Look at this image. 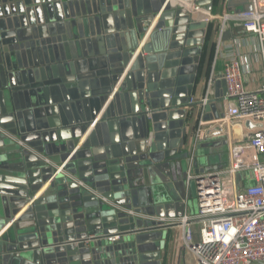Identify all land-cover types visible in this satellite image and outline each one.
Masks as SVG:
<instances>
[{
    "label": "water",
    "instance_id": "water-1",
    "mask_svg": "<svg viewBox=\"0 0 264 264\" xmlns=\"http://www.w3.org/2000/svg\"><path fill=\"white\" fill-rule=\"evenodd\" d=\"M208 27L170 0H0V264H163Z\"/></svg>",
    "mask_w": 264,
    "mask_h": 264
},
{
    "label": "built area",
    "instance_id": "built-area-1",
    "mask_svg": "<svg viewBox=\"0 0 264 264\" xmlns=\"http://www.w3.org/2000/svg\"><path fill=\"white\" fill-rule=\"evenodd\" d=\"M249 3V10L220 16L208 14L205 21L219 22L217 48L230 27L255 35L259 47L254 60L237 55L226 59L221 80L227 94L220 101L218 118L204 119L205 108L215 103L216 79L211 72L201 99L190 98L187 106L188 110L198 111L192 130V152L208 137L223 138L227 166L196 175L188 173L186 183L194 185L197 212L161 219L172 229L180 228L182 251L193 264H264V0H249ZM156 22L157 19L153 25ZM253 61L261 65L263 84L249 91L245 77L250 74ZM247 122L252 129L245 127ZM235 128H238L237 136ZM151 141L152 133L146 142L149 145ZM102 201L107 202L104 198ZM126 213L135 215L133 211ZM118 239L119 235H113L108 241Z\"/></svg>",
    "mask_w": 264,
    "mask_h": 264
},
{
    "label": "crops",
    "instance_id": "crops-1",
    "mask_svg": "<svg viewBox=\"0 0 264 264\" xmlns=\"http://www.w3.org/2000/svg\"><path fill=\"white\" fill-rule=\"evenodd\" d=\"M229 1L230 0H219L217 6L214 7L212 12H208V14L220 16L224 13L234 12L235 10H242L243 7L237 5L239 3V0H232V3L234 4L231 6V9L233 11H230L227 5ZM207 15L206 13L202 12V14L197 15L196 20H205ZM218 25L219 22L214 23V31L211 39V43L215 44L217 52L215 53V58L212 61L210 69H208L207 67L204 68L203 73L196 82L191 96L194 101H199L203 96L205 82L209 77L210 72L213 74V77L216 79V81H221V74L224 70V64L228 57L232 55L249 56L252 58V60H254V56L258 51L259 42L255 35L248 34L240 28L232 27L226 30L230 34L228 35V37H230L229 40H222L217 48L218 43L216 30L218 29ZM250 66L251 71L250 74L246 75L245 77V86L247 90L253 91L259 89L262 86L263 78L261 73V65L259 62L253 61ZM218 90L221 94V86L218 87ZM197 112V109L193 110L194 117L187 123L189 138L188 142L186 143V147L184 148L185 151L182 152V155L179 154L173 159L170 171H166V177L169 180V183L165 185V187L163 186L164 193L166 190L168 191V200L172 202H182L184 205L182 214L188 215H194L197 212V208L193 211L192 201L195 199L192 197L190 184L186 183L187 174H194L196 171H198V174H201L202 172L217 170L226 167L228 163L227 146L223 138L208 137L206 140L199 142L196 145L194 153L192 152V130L195 126V121L198 116ZM236 130H238V128H235V135L237 136L238 134ZM198 150L199 152H201V154L203 153V156H205V164H201ZM197 160L199 162V166L198 168H194L193 165ZM140 184L141 183H138V185ZM176 211V209H172V212ZM142 217L144 219L148 218V216ZM167 233L169 241L167 243L165 252L161 253V256L163 255V264H193L191 263V258L189 257V255L182 251L180 228H171L167 230Z\"/></svg>",
    "mask_w": 264,
    "mask_h": 264
},
{
    "label": "trees",
    "instance_id": "trees-1",
    "mask_svg": "<svg viewBox=\"0 0 264 264\" xmlns=\"http://www.w3.org/2000/svg\"><path fill=\"white\" fill-rule=\"evenodd\" d=\"M219 0H215L214 2V7L217 6ZM213 31H214V22L209 23V27L207 29V34H206V42L203 47V52L200 57V65H199V76L198 79L200 78L201 74L203 73L204 68L210 69L212 61L214 59L215 55V44L211 43V39L213 36Z\"/></svg>",
    "mask_w": 264,
    "mask_h": 264
},
{
    "label": "bare ground",
    "instance_id": "bare-ground-1",
    "mask_svg": "<svg viewBox=\"0 0 264 264\" xmlns=\"http://www.w3.org/2000/svg\"><path fill=\"white\" fill-rule=\"evenodd\" d=\"M170 3H171V5H181L182 8H184L185 10L191 11V13L193 14V16L195 18L197 17V15L202 14V12L206 13V15L208 14V12L206 10H203L201 8H195L193 5H191L185 1L170 0Z\"/></svg>",
    "mask_w": 264,
    "mask_h": 264
},
{
    "label": "rangeland",
    "instance_id": "rangeland-1",
    "mask_svg": "<svg viewBox=\"0 0 264 264\" xmlns=\"http://www.w3.org/2000/svg\"><path fill=\"white\" fill-rule=\"evenodd\" d=\"M225 142V141H224ZM199 152V150H198ZM225 157V156H224ZM199 158H200V162L201 164H205L206 163V159H205V156H203V153L201 154V152H199ZM212 161V160H211ZM224 168V167H223ZM192 205H193V211L194 209L197 208V202H196V199L192 201Z\"/></svg>",
    "mask_w": 264,
    "mask_h": 264
}]
</instances>
